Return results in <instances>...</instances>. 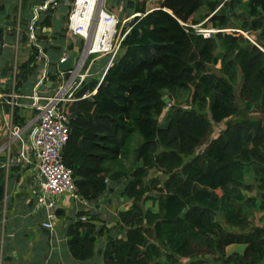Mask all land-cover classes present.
<instances>
[{"label": "trees", "instance_id": "trees-1", "mask_svg": "<svg viewBox=\"0 0 264 264\" xmlns=\"http://www.w3.org/2000/svg\"><path fill=\"white\" fill-rule=\"evenodd\" d=\"M149 1L125 0L128 16L140 14L112 65L103 78L88 77L65 105L63 161L77 199L113 193L128 203L118 205L115 233L95 210L78 212L67 228L69 249L82 262L100 251L104 264H181L184 257V264H207L210 252L225 264H264V0H158L151 9ZM53 13L48 7L37 21L51 66L54 55L83 45L68 25L54 28ZM200 23L218 31L206 37L194 27ZM48 26L53 30L43 31ZM229 28L248 31L259 45ZM37 52L31 45L17 64L15 90L34 76ZM22 111L16 106L13 117L25 124ZM5 160L0 156V201L22 167ZM237 242L243 254L226 256Z\"/></svg>", "mask_w": 264, "mask_h": 264}, {"label": "built area", "instance_id": "built-area-1", "mask_svg": "<svg viewBox=\"0 0 264 264\" xmlns=\"http://www.w3.org/2000/svg\"><path fill=\"white\" fill-rule=\"evenodd\" d=\"M106 1L69 0L67 33L70 37H80L83 45L80 51L77 50L75 67L68 71L60 69L59 63L65 62L73 50L64 51L58 59V68L52 69L51 58L38 40L37 21L40 12L48 7L58 8L59 0H45L44 3L34 4L27 31L30 44L37 48L35 58L42 74L32 94H19L14 90L16 65L13 68V89L8 94L11 98L8 101L11 111L5 122L7 141L0 146V156L6 158L4 165L7 167L11 164L34 166L43 177L36 198L37 204L45 208L40 225L49 230H55L59 208L57 199L64 194H69L72 198L79 197L76 194L73 170L63 161V148L70 134V115L65 111V105L78 99L76 92L88 77L94 75L93 65L97 58L108 55L112 65L124 37L130 31V20L140 14L134 13L120 19L119 15L105 8ZM78 15L81 21L77 20ZM194 27L206 37L218 31L198 25ZM224 30L239 31L259 45L248 31L237 28ZM50 73L54 74L55 79L48 77ZM46 80L52 83L47 84ZM42 84L46 85L45 89L40 88ZM91 94L92 92H86L82 97ZM16 106L26 107L31 112L25 124L14 121L13 111Z\"/></svg>", "mask_w": 264, "mask_h": 264}, {"label": "crops", "instance_id": "crops-1", "mask_svg": "<svg viewBox=\"0 0 264 264\" xmlns=\"http://www.w3.org/2000/svg\"><path fill=\"white\" fill-rule=\"evenodd\" d=\"M34 2L35 0H0V146L7 141L5 122L11 111V104L8 102L11 98L8 94L13 89V68L27 59L31 51L29 39L24 42L22 35L25 33L28 36L27 26L33 14ZM59 3L60 6L53 13L54 28L57 29L67 25L66 18L70 9L69 0H59ZM44 28L45 32L53 30L50 26ZM69 39H63L64 47ZM74 50L80 51L78 47ZM54 57L56 63L51 66L52 69L58 68V55ZM38 65L40 64L36 62L34 76L24 84L22 91L14 88L17 93L32 94L42 74ZM110 65L108 55L97 58L93 65L94 75L102 76ZM21 108L26 118L30 116L28 108ZM20 169L19 173H15L7 181L5 198L0 201V264H104L100 251L86 262L77 260L68 246L67 228L78 218V212L91 208L107 221L109 228L113 226L112 233L117 232L114 228L117 211L114 218L110 212L106 214V208L109 211L115 209L116 202L113 201L109 206L105 202V198L111 194L94 202L72 198L69 194L62 195L57 199L60 214L56 219L55 230H49L40 225L45 208L37 204L36 198L43 177L34 166L24 165ZM256 224L260 225L257 221ZM105 242L106 235L99 237L97 245L100 249L104 248ZM245 247L244 243H231L226 246L225 255H241ZM204 256L208 259L207 264H225L219 260L218 253H205ZM188 260L187 257L182 258L181 264Z\"/></svg>", "mask_w": 264, "mask_h": 264}, {"label": "rangeland", "instance_id": "rangeland-1", "mask_svg": "<svg viewBox=\"0 0 264 264\" xmlns=\"http://www.w3.org/2000/svg\"><path fill=\"white\" fill-rule=\"evenodd\" d=\"M113 2H109V3H107V1H106V4H105V8L107 9V10H109V11H111V12H113V13H115L117 16L119 15V17H120V19H122V18H125V17H127L128 16V14L125 12V10H124V8H125V5H126V2H125V0H112ZM158 5V0H150L149 1V4H148V7L151 9V8H154V7H156ZM123 7V8H122ZM132 14H134V13H131V15ZM199 14H197L196 16H198ZM202 23H200V24H198V27H202V25H201ZM76 40H78L79 42L81 41V38L80 37H78V36H75L74 37ZM14 65V64H13ZM224 128V125L223 126H219V127H216L215 128V130H214V133H213V135H212V137L211 138H213V137H216L218 134H219V131L221 130V129H223ZM128 163H129V161H127ZM161 173L160 172H158V171H156V170H151V173H150V176H152V177H155V176H158V175H160ZM111 194V193H110ZM150 194H152L151 192H150ZM111 196H113V193L111 194ZM111 196H109V197H111ZM121 197H118V195L117 196H113L112 197V201H114V202H116V205H115V209L114 210H112L110 207H108V208H110L111 210L109 211L107 208H106V214H107V212L109 213L110 212V214H111V216H113L114 215V213H116V211H117V208H118V205H120V204H125V205H128V203L126 202V201H123V200H121L120 199ZM109 206V205H108ZM113 218H114V216H113ZM110 221V220H109ZM108 221V222H109Z\"/></svg>", "mask_w": 264, "mask_h": 264}, {"label": "water", "instance_id": "water-1", "mask_svg": "<svg viewBox=\"0 0 264 264\" xmlns=\"http://www.w3.org/2000/svg\"><path fill=\"white\" fill-rule=\"evenodd\" d=\"M76 58H77V51L73 50L65 62L59 63V68L64 70V71H68V70L73 69L75 67V64H76ZM46 83L51 84L52 82L47 81ZM40 88L45 89L46 85L42 84V85H40ZM96 223L103 224V222H101V221H98Z\"/></svg>", "mask_w": 264, "mask_h": 264}, {"label": "bare ground", "instance_id": "bare-ground-1", "mask_svg": "<svg viewBox=\"0 0 264 264\" xmlns=\"http://www.w3.org/2000/svg\"><path fill=\"white\" fill-rule=\"evenodd\" d=\"M77 20H78V21H81V19H79V15L77 16Z\"/></svg>", "mask_w": 264, "mask_h": 264}]
</instances>
